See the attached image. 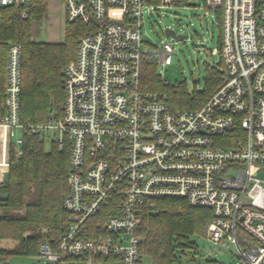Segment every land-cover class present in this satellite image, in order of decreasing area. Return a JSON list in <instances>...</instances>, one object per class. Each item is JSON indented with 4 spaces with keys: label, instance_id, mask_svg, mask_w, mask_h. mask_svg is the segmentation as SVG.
Listing matches in <instances>:
<instances>
[{
    "label": "built area",
    "instance_id": "obj_1",
    "mask_svg": "<svg viewBox=\"0 0 264 264\" xmlns=\"http://www.w3.org/2000/svg\"><path fill=\"white\" fill-rule=\"evenodd\" d=\"M30 1L0 4L25 17ZM181 1L63 0L64 23H95L64 65L61 115L42 123L20 120L22 49L8 45L0 202L23 129L68 149L69 221L55 245L40 243L48 264H140L141 213L161 197L210 209L206 237L233 243L235 264H264V0H186L216 13L224 79L201 107L173 110L166 93L141 88L143 57L169 64L173 51L169 42L145 46L142 26L145 14Z\"/></svg>",
    "mask_w": 264,
    "mask_h": 264
},
{
    "label": "trees",
    "instance_id": "obj_2",
    "mask_svg": "<svg viewBox=\"0 0 264 264\" xmlns=\"http://www.w3.org/2000/svg\"><path fill=\"white\" fill-rule=\"evenodd\" d=\"M49 0H31L25 7L0 4V109L6 84V52L10 43L21 45L20 120L42 123L58 117L64 102L63 68L74 57L79 38L94 28V21L80 19L64 23L63 39L41 41L34 37L41 31L48 12ZM219 48V43H218ZM216 65L206 68L201 90H188L184 82L175 84L162 79L153 58L145 56L141 63V88L166 93L173 110L201 107L224 79ZM21 152L11 148L8 179L2 185L0 202V264H11L12 255L36 256L42 240L55 245L69 221L62 201L68 187V149L51 141L48 150L44 137L23 129ZM154 208H145L137 233L139 252L150 258V264H171L174 251L195 245L192 236L205 234L212 213L206 207L190 205L184 198L161 197ZM184 242V243H183ZM139 259V263H140Z\"/></svg>",
    "mask_w": 264,
    "mask_h": 264
},
{
    "label": "rangeland",
    "instance_id": "obj_3",
    "mask_svg": "<svg viewBox=\"0 0 264 264\" xmlns=\"http://www.w3.org/2000/svg\"><path fill=\"white\" fill-rule=\"evenodd\" d=\"M64 3L63 0H49L47 16L41 26L40 34L34 37L41 41H58L64 34ZM215 11L205 13L204 5L189 4L181 1L175 7L162 9L161 12L152 11L144 15L142 36L145 46H160L162 42H169L173 48L169 64L157 63V71L168 82L175 84L184 82L188 90H201L205 83L206 68L216 65L220 60L217 52L219 43V26L216 22ZM166 26L186 35L177 40L165 34ZM222 70V65H219ZM51 137L48 133L44 138V147L50 148ZM259 176L264 177V172ZM240 233V232H239ZM193 247L182 246L174 251L171 264H235L238 261L236 247L229 241L213 243L205 234L192 236ZM184 243V242H183ZM11 244L10 241H0V246ZM11 264H48L45 259L36 256L12 255ZM140 264H150L148 256H142Z\"/></svg>",
    "mask_w": 264,
    "mask_h": 264
},
{
    "label": "water",
    "instance_id": "obj_4",
    "mask_svg": "<svg viewBox=\"0 0 264 264\" xmlns=\"http://www.w3.org/2000/svg\"><path fill=\"white\" fill-rule=\"evenodd\" d=\"M166 34H171V35H174V32L171 30V29H166ZM186 35H176V38L177 39H179V38H181V37H185ZM3 179H4V181H7V179H8V171H6V172H4V174H3Z\"/></svg>",
    "mask_w": 264,
    "mask_h": 264
},
{
    "label": "crops",
    "instance_id": "obj_5",
    "mask_svg": "<svg viewBox=\"0 0 264 264\" xmlns=\"http://www.w3.org/2000/svg\"><path fill=\"white\" fill-rule=\"evenodd\" d=\"M48 9H49V2H48ZM1 105H2V103H1ZM2 106H1L0 112L3 110V107Z\"/></svg>",
    "mask_w": 264,
    "mask_h": 264
}]
</instances>
